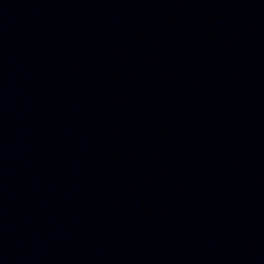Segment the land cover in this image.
<instances>
[{"label":"water","instance_id":"obj_1","mask_svg":"<svg viewBox=\"0 0 264 264\" xmlns=\"http://www.w3.org/2000/svg\"><path fill=\"white\" fill-rule=\"evenodd\" d=\"M0 264H264V0H0Z\"/></svg>","mask_w":264,"mask_h":264}]
</instances>
